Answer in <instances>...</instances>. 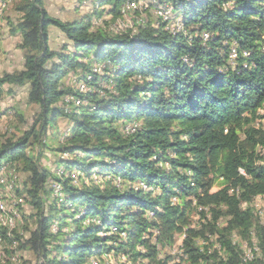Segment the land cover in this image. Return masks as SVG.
<instances>
[{
  "label": "trees",
  "instance_id": "obj_1",
  "mask_svg": "<svg viewBox=\"0 0 264 264\" xmlns=\"http://www.w3.org/2000/svg\"><path fill=\"white\" fill-rule=\"evenodd\" d=\"M43 1L14 0L19 17L6 19L8 33L21 39L23 68L0 75V93L4 85L26 87L27 102L39 112L20 138L0 141V166L22 165L28 180L17 194L25 191L37 211L27 239L0 226L3 245L15 242L38 264H86L91 257L104 264L100 256L113 252L127 255L129 264L131 257L167 264L156 261L154 246L140 237L156 228L169 238L181 232L195 202L204 224L189 229L183 241L191 264L239 263L231 234L244 237L250 230L260 252L243 264H264V226L249 208L255 197H264V0H158L181 15L178 32L166 30L161 20L140 25L138 17L128 29L114 30L125 6L133 4L129 11L139 16L137 0H94L109 9L74 22L52 18ZM93 19L101 26L94 27ZM50 26L67 41L58 50L48 45ZM59 118L69 130L53 150L58 166L68 177L78 170L89 181L81 177L76 186L72 178L56 180L65 203L60 209L50 204L54 215L43 216L39 191L48 175L38 156L33 160L26 152L35 144L48 148L43 138ZM214 184L219 188L211 193ZM174 198L179 201L172 205ZM68 205H77L73 213ZM112 227L116 234L102 236ZM206 233L225 258L195 246ZM130 240L146 253L129 244L130 257ZM4 253L0 264H9L11 252Z\"/></svg>",
  "mask_w": 264,
  "mask_h": 264
},
{
  "label": "rangeland",
  "instance_id": "obj_2",
  "mask_svg": "<svg viewBox=\"0 0 264 264\" xmlns=\"http://www.w3.org/2000/svg\"><path fill=\"white\" fill-rule=\"evenodd\" d=\"M92 2H94V0H44L43 5L44 9L52 18L64 22H74L80 19L84 14L90 13L93 10H101V8L105 10L109 9V6L107 5L98 7L94 6ZM13 3L14 0H8L6 4L0 3V75L4 73H13L23 68V54L17 48L21 39L18 35L11 36L8 33V27L6 25V19L10 21H16L19 17V15L14 11ZM136 4H139V6L136 8L139 16L132 11L124 13V9L121 12V17L112 24L114 30H124L123 27H127L126 29H128L136 17H138L140 25H145L146 21L152 23L154 21L157 22L161 20V22L165 24L166 30H175L177 32L182 30L181 15L178 12H175L170 4L158 3V0H137ZM132 6L134 5L129 4L128 8ZM110 18L111 17L104 15L101 19L110 21ZM92 22L94 27L101 26V21L99 20L93 19ZM124 22L126 26H122V23ZM131 29H133V27ZM65 43H67L65 37L55 27L50 26L48 28V45L50 49L58 50ZM96 71H99V69L96 68ZM65 80L67 79H64V82L67 84L68 81ZM38 112L39 109L37 106L31 105L27 102L26 87L19 88L4 85L0 93V141L4 142L8 139L14 140L20 138L22 134L26 132L33 124L34 118ZM259 113L264 115V107L259 110ZM262 122L264 123V121ZM128 125L132 126L131 124ZM68 130L69 124L67 121L63 118L57 119L53 128L47 129L46 136L43 138L48 148H43L35 144L31 146L26 152V156L32 158L33 160H35L38 156L39 168L45 171L48 175L47 180L39 191V197L43 201V216L49 215L48 212H50V204L53 203L57 209H60L65 203V197L62 193L61 184L57 183L56 180L72 178V183H74L76 186L79 185V178L81 177L85 183L89 181V178L84 177L85 175L79 173L78 170H72V174L68 177V174H64V170L58 166L59 159L61 158L58 157V155L54 153L53 150L63 142L64 136ZM42 150V157H40L39 154ZM64 158L67 159L66 156ZM90 179L93 180L97 185L100 183V177L95 176V172H92ZM27 180L28 174L22 171V165L18 166L17 170L6 164H2V166H0V226L7 227L9 232L14 228L13 233L15 232L23 239H27L30 236V233L36 229L37 221V211L32 205L29 197L26 199V192L22 191L21 194H17V191L23 190L22 183ZM113 180L116 183L119 181L117 178ZM214 185L215 186H213V188L210 190L211 193L217 191L219 188L217 184ZM139 187H141L143 190L146 189V186L141 184ZM178 201L179 200L177 198L172 199V205L177 204ZM192 205H196L195 202H193ZM193 206L186 215L187 222L183 226L181 232L175 233L171 238L163 235L161 228H156V230H154L150 236L142 235L140 237V241L145 242L146 245L154 246L156 261L171 264L174 260V262H180L181 264H191L187 258L183 259L180 257L181 244L187 237V231L189 229H200L201 225L204 224L203 219H201L198 214L201 208L195 209ZM254 206L259 208L258 210L264 211V198H262V200L257 199L254 203ZM75 207H77V205L74 207L72 205L67 206L68 210L72 213L74 212ZM80 213H82V209H80L79 213H76V218L79 217ZM51 215L54 214L51 213ZM148 215L151 216L152 214L148 213ZM263 216L264 214L261 216V218H259L257 215L262 226H264ZM225 221L226 219L224 218L223 220L222 218L219 219L221 224H224ZM87 222L88 221L86 220L85 224ZM51 231L53 233L57 231L56 222L52 221ZM116 233V228L112 227L109 231H107V233L102 232L101 234L102 236H110ZM232 235H235L234 238L237 241V245H239L241 248L240 250L239 247L235 246L238 250L239 256V263L237 264H242L243 261H246L243 260V256H245L247 260L251 259V262L253 260L252 258H254L251 250L256 247L253 245L257 243L254 231L250 230L244 237L240 236V234L236 232L231 234V237ZM119 236H121L123 242H126V234L124 232L121 234L119 233ZM197 241H200L201 245H197ZM133 243H135V253H146L144 246L138 245V243H136L134 240H130L126 247L130 257L131 253L129 251L131 247L129 244ZM194 243L195 246L199 249H202L203 252L207 250L208 254L216 252L219 258L226 257V253L221 250V248L219 249L218 242H216L215 238L210 236L209 233H206L205 238H195ZM4 249L11 252V257L8 259L9 264H38L37 259L31 251H26L24 249L17 250V244L15 242L9 246H5L1 241L0 262H3L6 258ZM256 252L258 255L260 251L256 250ZM99 259H102L101 262L104 264H129V257L123 253H118L117 255H115L114 252L104 254L101 255ZM131 262L133 264H151V261L147 258L133 259L131 257ZM86 264H96V260L94 257H91L87 260ZM200 264L217 263L216 260H212L209 262H201Z\"/></svg>",
  "mask_w": 264,
  "mask_h": 264
},
{
  "label": "bare ground",
  "instance_id": "obj_3",
  "mask_svg": "<svg viewBox=\"0 0 264 264\" xmlns=\"http://www.w3.org/2000/svg\"><path fill=\"white\" fill-rule=\"evenodd\" d=\"M130 127V126H129ZM58 187V186H57ZM55 189V188H54ZM56 190V189H55ZM58 191V190H57ZM59 191H60V189H59ZM57 195V194H56ZM262 198H264V197H261V196H258V197H255L254 199H253V201H252V203H251V206L252 207H255L254 206V203H255V201L258 199V200H262ZM244 205V204H243ZM248 206V205H247ZM244 207V206H243ZM250 208V207H249ZM252 209V208H251ZM250 209V210H251ZM254 209V211L258 214V216H259V218H261V216L264 214V211L262 210H258L256 207L255 208H253ZM255 213V214H256ZM263 218H264V216H263ZM255 239V238H254ZM233 244H235V246L237 245V241L235 240V238H234V236H233ZM257 240V239H256ZM208 242V241H207ZM205 245V244H204ZM206 246V245H205ZM253 246H256L253 250H251V252L253 253V257L255 258L256 256H257V252H256V250H258V251H260V248H259V245L257 244V243H255ZM202 248V247H201ZM201 251H202V249H201ZM109 257V256H108ZM254 258H252L253 260H254ZM241 260V259H240ZM243 260H246V261H243L242 262V264L243 263H245V262H250V260L251 259H249V260H247L246 258H245V256H243ZM93 263V262H92Z\"/></svg>",
  "mask_w": 264,
  "mask_h": 264
},
{
  "label": "built area",
  "instance_id": "obj_4",
  "mask_svg": "<svg viewBox=\"0 0 264 264\" xmlns=\"http://www.w3.org/2000/svg\"><path fill=\"white\" fill-rule=\"evenodd\" d=\"M124 9H125L124 12L129 11L128 5L125 6ZM124 9H123V10H124ZM232 55H233V51H232ZM65 101L68 102V98L65 99ZM238 172H239V174L242 175V176L245 175L244 172H243L241 169H239ZM230 193H232L231 190L229 191V194H230ZM250 208H255V207H250ZM257 209H259V208H257ZM197 245H201V242H200V241H197ZM182 246H183V243L181 244V250H180V252H181V256H180V257L183 258V259H186L185 255L182 253ZM198 249H199V248H198ZM199 250H200V249H199ZM171 264H181V263H180V262H174V260H173V262H172Z\"/></svg>",
  "mask_w": 264,
  "mask_h": 264
}]
</instances>
